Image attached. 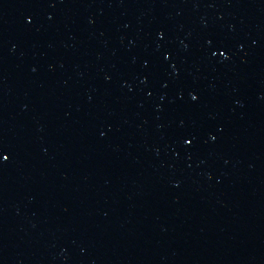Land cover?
<instances>
[{
  "label": "water",
  "instance_id": "water-1",
  "mask_svg": "<svg viewBox=\"0 0 264 264\" xmlns=\"http://www.w3.org/2000/svg\"><path fill=\"white\" fill-rule=\"evenodd\" d=\"M0 152V264H264V0H0Z\"/></svg>",
  "mask_w": 264,
  "mask_h": 264
},
{
  "label": "snow or ice",
  "instance_id": "snow-or-ice-1",
  "mask_svg": "<svg viewBox=\"0 0 264 264\" xmlns=\"http://www.w3.org/2000/svg\"><path fill=\"white\" fill-rule=\"evenodd\" d=\"M160 38L163 39V36L160 35ZM216 54H217V53H215V52L212 53L213 56H215ZM219 55L223 57V56H225V53H224V52H219ZM169 58H170V54H167V53L164 54V59H165V60H168ZM190 99H191L193 102H195V101L198 99V97L195 96V95H190ZM184 144H185L186 146H191V144H192V140L185 138V139H184ZM8 159H9V157H8L7 155H4L2 152H0V163H4V162H6Z\"/></svg>",
  "mask_w": 264,
  "mask_h": 264
}]
</instances>
